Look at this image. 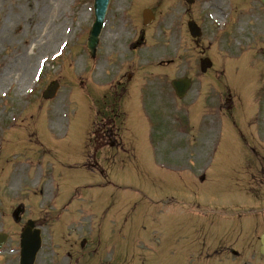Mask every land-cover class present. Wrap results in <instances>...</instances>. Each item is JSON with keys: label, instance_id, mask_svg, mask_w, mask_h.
Wrapping results in <instances>:
<instances>
[{"label": "rangeland", "instance_id": "374dc122", "mask_svg": "<svg viewBox=\"0 0 264 264\" xmlns=\"http://www.w3.org/2000/svg\"><path fill=\"white\" fill-rule=\"evenodd\" d=\"M108 1L91 57L93 0H0V230L11 235L20 202L50 196V216L62 218L52 221L36 264H264L261 5L224 0L216 18L210 0ZM145 7L155 14L148 26ZM192 18L202 30L198 46ZM202 56L213 67L200 79L224 92L213 94L205 118L199 106L184 108L202 94ZM182 74L196 84L177 100L168 83ZM148 79L165 91L145 113L138 86ZM53 81L55 97L43 99ZM113 94L121 145L114 139L110 149L101 131ZM217 102L222 113L212 111ZM93 132L94 162L85 150ZM9 244L0 264H12L4 262Z\"/></svg>", "mask_w": 264, "mask_h": 264}, {"label": "water", "instance_id": "95a60500", "mask_svg": "<svg viewBox=\"0 0 264 264\" xmlns=\"http://www.w3.org/2000/svg\"><path fill=\"white\" fill-rule=\"evenodd\" d=\"M188 2H191L192 0H187ZM264 3V0H262ZM108 0H94V14H95V19L94 22L91 26L89 36H88V48L90 49L91 53L95 51V46L98 41V34L100 33L102 24H103V18L106 10ZM144 14V19L145 22H148L152 19V14L149 10H145L143 12ZM189 30L193 36H197L200 34L198 27L193 22H189ZM207 64V60H201V66L202 69ZM182 83V85H181ZM174 88L176 89L178 94H182L186 87H188V80H176L172 82ZM181 85V86H180ZM54 92V87H50V91L46 90L44 92L45 95H48L51 97ZM5 240V234H0V245L2 242ZM261 240V247H260V252L264 254V234L260 238ZM28 239L25 238L22 242V250H21V264H31L32 263V258L34 255V250L31 249L30 245L28 246Z\"/></svg>", "mask_w": 264, "mask_h": 264}, {"label": "flooded vegetation", "instance_id": "af4514ba", "mask_svg": "<svg viewBox=\"0 0 264 264\" xmlns=\"http://www.w3.org/2000/svg\"><path fill=\"white\" fill-rule=\"evenodd\" d=\"M206 98H204L203 100V104L206 107L207 105V100L209 99V96L207 94V92L209 91V83H206ZM160 90H158L157 92H159ZM156 94V97H158ZM162 96L160 95V98ZM209 101V100H208ZM95 146V144H93V147ZM95 150V149H94ZM48 206V205H47ZM23 211V208H22ZM50 217H49V211L46 208L45 209V205L43 206V208H38L35 210V208L30 209L28 216H24V217H20V215H18V211L15 212V223H16V231L14 232V241H13V248L11 250V255L14 257V254L18 253V247H19V233L21 231L22 226L24 225V223H26V221H29L28 223L31 225V228L33 230L38 229L40 233V236L44 233L42 232V229L44 226H48L49 225V221Z\"/></svg>", "mask_w": 264, "mask_h": 264}, {"label": "bare ground", "instance_id": "6f19581e", "mask_svg": "<svg viewBox=\"0 0 264 264\" xmlns=\"http://www.w3.org/2000/svg\"><path fill=\"white\" fill-rule=\"evenodd\" d=\"M209 6L214 9V13H213V16L216 17V18H220V16L222 14H224L223 10L226 8L225 4H224V0H210V3H209ZM20 64L23 66L22 70L20 71V74L19 75H25L27 76V74L29 73V68L24 65V63L21 61ZM19 83L22 81V78H19L18 79ZM55 125L59 126L61 125V117L58 118L55 122H53ZM14 181H15V178H14V175L12 177V180H11V186L13 187L14 186Z\"/></svg>", "mask_w": 264, "mask_h": 264}]
</instances>
